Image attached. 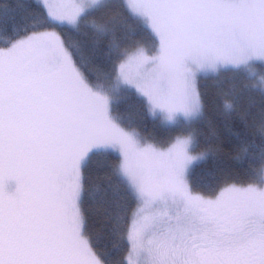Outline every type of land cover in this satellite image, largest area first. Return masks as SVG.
I'll list each match as a JSON object with an SVG mask.
<instances>
[{
    "label": "snow or ice",
    "instance_id": "obj_1",
    "mask_svg": "<svg viewBox=\"0 0 264 264\" xmlns=\"http://www.w3.org/2000/svg\"><path fill=\"white\" fill-rule=\"evenodd\" d=\"M30 26L0 33V264H116L87 231L86 172L116 154L109 187L120 264H264V0H37ZM122 31L117 38L116 32ZM109 38L91 65L68 32ZM151 44L135 40L145 32ZM251 80L235 159L248 180L194 192L195 134L147 142L115 111L134 95L179 127L201 119L202 74ZM258 96V100L256 97ZM127 121V124H126ZM255 137L259 140L256 142ZM131 202L130 217L125 214Z\"/></svg>",
    "mask_w": 264,
    "mask_h": 264
},
{
    "label": "trees",
    "instance_id": "obj_2",
    "mask_svg": "<svg viewBox=\"0 0 264 264\" xmlns=\"http://www.w3.org/2000/svg\"><path fill=\"white\" fill-rule=\"evenodd\" d=\"M37 0H0V33L12 34L13 31L23 30L30 26L31 17L36 8ZM116 37H122V31L116 32ZM66 39L78 41L81 44L83 57L91 65L101 68L107 65V53L109 38H96L91 32L82 31L77 34L68 32ZM135 40L151 44L147 31L137 33ZM4 46L0 43V47ZM210 73L202 74L199 79V90L203 101V114L200 120L195 121L191 128L187 129L195 134L197 147L194 154L207 153L196 160L188 172V181L194 192L208 193L219 190L224 186L226 178L230 182H242L248 180L244 166L236 160L238 140L236 133L243 131V125L236 114L226 113L224 104L235 98V93L230 90L235 85L241 94L236 101L237 111L246 110L250 102V93L243 90L248 80L234 78L223 73L215 74L212 80L208 79ZM223 76L222 79H217ZM212 82H214L212 84ZM258 100V96L256 97ZM115 111L130 118L131 126L149 138L153 143L167 144L177 132L176 128L162 125L159 119L145 113L142 105L134 95H129L119 104L115 105ZM127 124V121H126ZM256 142L259 140L255 137ZM116 159V154L96 157L93 164L86 172V188L94 189L91 196H86L82 208L87 218V231L92 237L93 243L99 250L110 254L111 259L120 264L127 256V248L114 247L116 244L112 236V217L117 212L118 204H122L119 197L109 187V165ZM134 204L129 202L125 214L130 217Z\"/></svg>",
    "mask_w": 264,
    "mask_h": 264
},
{
    "label": "rangeland",
    "instance_id": "obj_3",
    "mask_svg": "<svg viewBox=\"0 0 264 264\" xmlns=\"http://www.w3.org/2000/svg\"><path fill=\"white\" fill-rule=\"evenodd\" d=\"M221 73H223V74H225V75H232L233 73L231 72V71H222ZM215 77V74L214 73H210V75H209V77H208V79L210 80H212V78H214ZM222 77L223 76H220V77H218L217 79H222ZM214 82H212V84H213ZM252 83H254V81H251V80H248V84L247 85H250V84H252ZM151 115V114H150ZM159 121H160V123L162 124V125H164V126H166V127H169V128H176V129H178V130H184V129H189V128H191V125L192 124H194V122H192V123H190V124H181V125H179V127H177V126H174V125H169V124H166V123H163L162 121H161V119H159ZM138 131V130H137ZM139 132V131H138ZM140 133V132H139ZM140 135L143 137V139L145 140V141H147V142H152L149 138H147L145 135H143L142 133H140ZM153 143V142H152ZM115 154V153H114ZM192 155H196V154H194L193 152H192ZM196 161V160H195ZM195 161H193V163L195 162ZM193 163L190 165V168H191V166L193 165ZM189 168V169H190ZM187 178H188V176H187Z\"/></svg>",
    "mask_w": 264,
    "mask_h": 264
}]
</instances>
